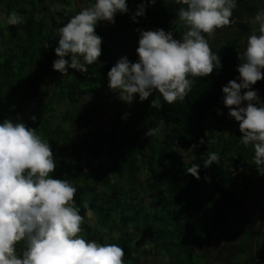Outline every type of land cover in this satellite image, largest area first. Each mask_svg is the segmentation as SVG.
Here are the masks:
<instances>
[{
  "label": "trees",
  "instance_id": "16d2710c",
  "mask_svg": "<svg viewBox=\"0 0 264 264\" xmlns=\"http://www.w3.org/2000/svg\"><path fill=\"white\" fill-rule=\"evenodd\" d=\"M76 1L0 0V143L12 146L0 151V198L11 185L25 199L38 195L42 221L62 220L73 247L89 244L86 255L106 243L118 264H133L148 245L169 264H207L205 247L221 243L225 223L257 188L247 264H264V49L248 56L250 40L231 34L194 46L181 79L170 60L188 34L215 24L252 33L244 1L85 0L84 13ZM99 18L101 28L89 22ZM116 30L137 51L158 47L159 57L118 70ZM103 88L108 103L93 97ZM106 108L113 115L102 123ZM12 249L15 264L28 251Z\"/></svg>",
  "mask_w": 264,
  "mask_h": 264
},
{
  "label": "rangeland",
  "instance_id": "374dc122",
  "mask_svg": "<svg viewBox=\"0 0 264 264\" xmlns=\"http://www.w3.org/2000/svg\"><path fill=\"white\" fill-rule=\"evenodd\" d=\"M60 1V0H59ZM95 3V1L93 2ZM69 4V6H67ZM66 4L67 6V11L70 12L72 11V9H74L73 5H71L72 3ZM76 4H79V6H81V10L84 13V11H86L84 9V5L85 0H77ZM92 4V3H91ZM65 6V7H66ZM106 7H110V3H104V5L100 6V9L103 10V18L105 15V11H107ZM72 21L75 22L74 18H71ZM100 22L98 24V22L96 20H90L89 22L92 23V25H98L100 28L104 26L102 18H99ZM225 34H214L211 37L214 38V40L216 42H219L222 38H226L227 36H224ZM224 38V39H225ZM204 43V42H203ZM194 44H197V42H186L183 44V46H181L180 48H178L177 50H174L172 54H170V60H171V67H172V71H175L176 74L179 76V78H184L185 77V66L182 62V57L184 55V52L187 51L188 49H191L194 47ZM205 44H202V46H204ZM170 67V68H171ZM109 89L107 88H103L99 91V93L97 95H95L96 99L100 98L102 100L106 99V97H108V93H109ZM122 95H119V98H122ZM233 96H230L229 98H231ZM101 106H104V104H102ZM113 115V110L112 109H105L104 113L102 114V116L98 117V119L102 122L105 123L106 121H108ZM63 128H69V125L67 122H65L64 120L59 121L58 122ZM24 136V137H23ZM22 140H30V135H28V133H21L20 134V138ZM7 143V141H6ZM9 146H7L6 148H4V145L2 142L0 143V151L2 152L1 156L5 154V152L9 151V148L11 149L12 146L10 143H8ZM39 145L36 144V148L38 150ZM178 154L182 155L185 161H191L192 158L190 156L189 153H187L184 150H177ZM38 153H42L41 150H38ZM31 162L33 163H41V160L39 159H30ZM38 160V161H37ZM50 161V160H49ZM85 161V157H83V159L79 162L81 166H83ZM12 165H14V167H17L18 165H20V162L17 161H13ZM49 174L48 173H43L42 177H47ZM3 177L0 175V180ZM19 186V185H18ZM18 186H16L15 188H17ZM11 186H8L7 188H3L2 190L6 191V195L5 198L2 199L0 198V239L2 241V243L6 246H8V244H14V243H23L25 241H27V245H28V249L33 248V244H30L31 239H33V236H31L32 231L30 229H32V222L30 223V221H34L36 223L42 222L43 219H45L47 216V214H45V212L43 211L41 205H40V197L37 195L36 200L31 201L28 199H25L21 197V193H17V190H13L11 189ZM256 189L257 188H253L252 192H250L248 194V196H246L243 199V202L237 207V211L234 214L233 218L225 223V227H224V231L222 234V241L220 244L217 243H210L207 247H205L204 252L207 256L208 261L210 262V264H213L214 261H219V260H225L227 263H232V264H247L249 259L251 258V255L253 253V240L256 238V234L258 233V225L255 222L256 216H255V210H254V206H253V199L256 195ZM10 196V197H9ZM9 197V198H8ZM20 197V198H19ZM39 197V198H38ZM19 199V200H18ZM14 202H16L17 204L14 206ZM18 217V220H21L22 218H30L29 221H27V225L23 227L21 224H17L18 226H14V229H9L7 228V224L8 222L13 219ZM22 221V220H21ZM15 222V221H14ZM24 222V221H22ZM25 224V222H24ZM15 230V231H13ZM24 230V231H22ZM66 230V228H64L58 235L59 238H57V240H55L52 248L54 250L57 251V253H62V251H59V244L61 242V236L63 234V232ZM100 229L97 226V230L96 232L99 233ZM25 232V233H23ZM118 235L116 232H114L112 234V238L115 240L117 239ZM26 239V240H25ZM25 240V241H24ZM88 244V243H87ZM140 249V253L145 256L143 258L144 261H138V264H141L144 262V264H148V260H149V252H148V248L143 247V248H139ZM108 254H113L111 251L108 250L105 251ZM59 253V254H60ZM239 253L242 255V259H240L241 262L238 261L237 255H239ZM152 256V255H151ZM155 260H158V258L156 257ZM123 264H130V260H124Z\"/></svg>",
  "mask_w": 264,
  "mask_h": 264
},
{
  "label": "crops",
  "instance_id": "0c3cea01",
  "mask_svg": "<svg viewBox=\"0 0 264 264\" xmlns=\"http://www.w3.org/2000/svg\"><path fill=\"white\" fill-rule=\"evenodd\" d=\"M244 1V10L242 14V18L245 21L250 22V24L253 27L252 33H250L247 36H242L240 33H238L234 27H225L221 24H215L213 25L209 32L206 33L203 36H195L192 33L187 35V39L185 42L180 44V47L183 46L186 42H197V44H194V46L197 47H203L202 44H205L206 47H215L219 44H221L224 41V38H222L219 42H216L214 38L211 36L214 34H225L224 36H227L228 34H231L234 37H239L244 39V37L248 40H250L253 49L251 52H249L248 56L251 55V57H254L255 55L260 54L262 50L264 49V0H243ZM104 5V3L102 4ZM108 9V7H106ZM114 37L115 39V47L117 51H115V56L117 59L115 60L116 68L120 71H123L127 64L129 62L134 61L135 59H140L141 61H148L153 62L159 57V51L158 47L156 48V51L153 55L148 54L147 52L143 50L137 51L135 48V43L133 42L132 37L126 32H120L115 31ZM105 41V40H103ZM204 42V43H203ZM184 56V55H183ZM110 93H108L109 97ZM95 100V95L93 96ZM108 97L104 99L108 103ZM100 99V98H98ZM19 190L22 189V187H17V193ZM10 197V196H9ZM8 197V198H9ZM21 197L24 198V196ZM2 197V199H4ZM20 198V197H19ZM19 200V199H18ZM34 202V201H33ZM14 206L17 204L16 202L13 203ZM25 222H22V221ZM19 220V223L22 226V229L24 226L27 225V221L30 220V218H22ZM12 223L8 222L7 228L14 229V226H18L17 221L11 219ZM15 221V222H13ZM32 222V223H31ZM32 224V231L31 236H33V239H31L30 244H33V248L28 249L30 251L33 258H37L36 264H118L116 255L111 251L113 254H108L105 251L108 252V248L106 243L103 244V248L100 250V248H97L98 245L95 244V247L93 251L86 255V252L88 251L89 244L85 243L84 249L82 251H79V249L73 247L71 245V238L72 233L68 230L67 226L63 224V221H55L53 223L48 222H40L36 223L34 221H30ZM66 228V230L63 232L61 236V242L59 244V251H62V253H57L56 250L52 248L55 240H57L59 233ZM15 231V230H13ZM24 231V230H22ZM25 233V232H23ZM26 240V239H25ZM24 240V241H25ZM117 239H113L114 242H116ZM27 241L23 243H14V244H8V246L4 245L0 239V264H15V256L16 253L12 249L15 246L19 245H27ZM107 242V241H106ZM140 248L146 247L148 248L149 252V260L148 264H157L156 260H154L155 256H153L152 248L151 246H139ZM110 251V250H109ZM152 255V256H151ZM123 257H125L123 255ZM154 261V262H153ZM206 262L207 264H210V262L207 259L206 256ZM27 264H33L32 261ZM161 264H169V261L166 257H161ZM213 264H229L225 260H219L214 261ZM232 264V263H230Z\"/></svg>",
  "mask_w": 264,
  "mask_h": 264
},
{
  "label": "built area",
  "instance_id": "2783aa9c",
  "mask_svg": "<svg viewBox=\"0 0 264 264\" xmlns=\"http://www.w3.org/2000/svg\"><path fill=\"white\" fill-rule=\"evenodd\" d=\"M17 264H27L32 261L33 264L37 263V258L31 259L29 252L26 249H22L16 259Z\"/></svg>",
  "mask_w": 264,
  "mask_h": 264
},
{
  "label": "flooded vegetation",
  "instance_id": "af4514ba",
  "mask_svg": "<svg viewBox=\"0 0 264 264\" xmlns=\"http://www.w3.org/2000/svg\"><path fill=\"white\" fill-rule=\"evenodd\" d=\"M137 245V244H136ZM138 248V247H137ZM140 248V247H139ZM138 248V258L133 262V264H138V261H144L143 260V258L145 257V256H143L141 253H140V249ZM154 258H156V256L154 257ZM158 258V257H157ZM155 260V259H154ZM154 262V261H153ZM156 263L157 264H161V260H159V258H158V260H156ZM141 264H144V262L143 263H141ZM146 264V263H145Z\"/></svg>",
  "mask_w": 264,
  "mask_h": 264
}]
</instances>
